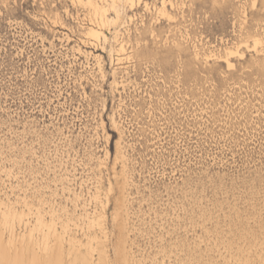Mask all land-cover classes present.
<instances>
[{
	"label": "rangeland",
	"instance_id": "obj_1",
	"mask_svg": "<svg viewBox=\"0 0 264 264\" xmlns=\"http://www.w3.org/2000/svg\"><path fill=\"white\" fill-rule=\"evenodd\" d=\"M132 1L0 0V252L264 264V0Z\"/></svg>",
	"mask_w": 264,
	"mask_h": 264
},
{
	"label": "bare ground",
	"instance_id": "obj_2",
	"mask_svg": "<svg viewBox=\"0 0 264 264\" xmlns=\"http://www.w3.org/2000/svg\"><path fill=\"white\" fill-rule=\"evenodd\" d=\"M134 1V0H133ZM132 1V2H133ZM88 4H91V6L93 7V9H94V14L95 15H99L100 17H101V19L103 20V23H104V21H106V14H105V12H106V10L104 9V6L103 5H100L99 3H97V2H93V0H88ZM161 8V7H160ZM97 17V16H96ZM100 19V18H99ZM98 19V20H99ZM99 22H101V21H99ZM107 22V21H106ZM100 25V24H99ZM93 29H95V30H92L93 31V33L92 34H94V36H96V35H98L99 34V32H100V29H98V31L96 30V28H93ZM122 51V50H121ZM237 51V50H236ZM234 52V51H233ZM231 63V62H230ZM1 241V240H0ZM3 242V241H2ZM4 250V249H3ZM7 252V251H6ZM5 251H1L0 252V264H23L22 263V261H19V260H17V259H19V258H15V259H12V257H11V255H10V253H6ZM17 257H19V256H17ZM38 260H39V258H38ZM25 262V261H24ZM59 264H63V261H62V257L60 256L59 257ZM40 263V262H39ZM37 261H35L34 262V264H39Z\"/></svg>",
	"mask_w": 264,
	"mask_h": 264
}]
</instances>
